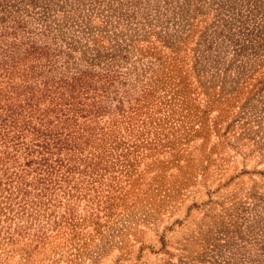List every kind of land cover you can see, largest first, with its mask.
<instances>
[{
    "label": "rangeland",
    "instance_id": "obj_1",
    "mask_svg": "<svg viewBox=\"0 0 264 264\" xmlns=\"http://www.w3.org/2000/svg\"><path fill=\"white\" fill-rule=\"evenodd\" d=\"M86 66L95 171L0 194V264H264V0L0 1V102Z\"/></svg>",
    "mask_w": 264,
    "mask_h": 264
},
{
    "label": "trees",
    "instance_id": "obj_2",
    "mask_svg": "<svg viewBox=\"0 0 264 264\" xmlns=\"http://www.w3.org/2000/svg\"><path fill=\"white\" fill-rule=\"evenodd\" d=\"M91 35L90 41L94 46L92 53L96 55L90 61L93 62L102 57L97 49L101 47L98 42L102 36H95L94 33ZM29 47L24 51L25 57L40 58V55L47 51L45 46ZM111 63L108 62V65ZM103 70L106 68L95 72L93 66H86L55 80H43L40 88L38 86L32 88L28 85L18 89L12 85L9 92L1 93L3 99L0 102V145H2L0 147V194H44V191L57 183L49 180L53 179L52 176H56V173L65 180L69 172H80L81 169L77 167L80 161L85 162V167H88L84 172L94 173L97 163L93 160V155L83 156V158L78 155L82 151V145L90 141V134L74 133L70 125L77 117L83 116L80 113L82 110H86L87 114L93 116L104 111L102 106L96 105L94 99V93L98 90L95 84L101 78L109 76L108 70L104 72ZM26 88L29 91H26ZM99 89L102 90V86ZM181 91L182 89H178L176 93ZM84 104L86 109L83 108ZM131 108L137 109L136 106ZM256 119L242 120L239 125L240 134L247 135L248 131L253 129L252 122L260 127V121ZM219 121L217 119L213 123L216 131ZM231 125L232 123H228L227 127ZM94 137L92 142L94 139L101 140ZM12 150L13 153H11ZM16 150H21L23 161L21 164L18 163ZM63 150L65 154L62 153ZM8 164L17 166L8 170ZM30 172H34V175L27 177L26 175ZM43 174L48 176V180ZM1 209L0 207V215L3 214ZM3 230V232L0 230L1 242H12V235L8 234L6 229Z\"/></svg>",
    "mask_w": 264,
    "mask_h": 264
}]
</instances>
